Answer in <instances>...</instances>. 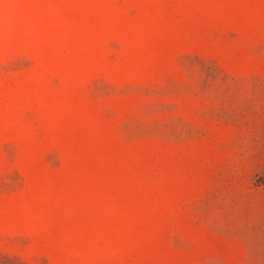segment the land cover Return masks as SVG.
Instances as JSON below:
<instances>
[{
  "label": "rangeland",
  "instance_id": "obj_1",
  "mask_svg": "<svg viewBox=\"0 0 264 264\" xmlns=\"http://www.w3.org/2000/svg\"><path fill=\"white\" fill-rule=\"evenodd\" d=\"M0 264H264V0H0Z\"/></svg>",
  "mask_w": 264,
  "mask_h": 264
}]
</instances>
